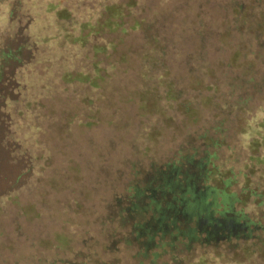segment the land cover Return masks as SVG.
<instances>
[{"label": "trees", "instance_id": "obj_1", "mask_svg": "<svg viewBox=\"0 0 264 264\" xmlns=\"http://www.w3.org/2000/svg\"><path fill=\"white\" fill-rule=\"evenodd\" d=\"M33 1L28 0L30 9H21L22 0H8L6 26L0 33V204L8 202L17 218L19 191L35 166L34 155L21 139L27 125L40 131V115L34 110L52 99L48 92L52 94L57 81L91 87L94 79L109 77L107 68L94 58L85 68L74 63L72 70L59 67L63 50L54 57L55 63L49 57L45 61L43 49L50 52L49 46L41 50L29 32L41 14L51 16L53 9H47L50 3L43 11L33 9ZM149 3L104 0L94 19L79 23L68 9H61L52 20L43 18L46 25L36 39L43 46L51 41L61 47L78 43L80 53H93L101 26L118 28L134 43L138 110L152 111L163 101L160 110L179 143L161 163L136 169L127 189L113 196L107 221L113 226L114 232L109 230L113 248L104 244L99 253L78 252L71 260L33 248L15 257L20 225L11 221L16 231L11 237L4 234L0 253L7 249L12 257L1 255L0 264H117L121 249L133 264H183L194 260L191 256L197 250L202 254L188 264H205L206 248L223 245L225 251L236 250L240 242L244 253L259 256L264 264V187L237 197L230 190L236 175L220 172L216 162L217 151L231 136V123L250 124L255 103L264 114V0H174L157 9ZM76 24L75 36L69 26ZM256 126L264 129V117ZM252 197L255 211L234 209V203L245 206ZM4 213L0 207V215ZM101 253L110 259L104 260Z\"/></svg>", "mask_w": 264, "mask_h": 264}, {"label": "rangeland", "instance_id": "obj_2", "mask_svg": "<svg viewBox=\"0 0 264 264\" xmlns=\"http://www.w3.org/2000/svg\"><path fill=\"white\" fill-rule=\"evenodd\" d=\"M7 1L0 0V33L6 26ZM102 1L34 0L36 7L33 9H45V4L50 3L51 7L47 9H53L51 16L61 9H68L74 21L79 23L93 17ZM149 1L153 3L152 7L155 4L152 9H157L174 0ZM22 3L21 9H30L28 0H22ZM51 16L41 14L40 17L50 19ZM43 18L31 24L29 33L41 50L49 46L48 50L52 53L43 49V53L47 52L44 53L45 61L49 57L55 63L54 57L63 50L65 58L60 61L59 67L72 70L70 67L74 63L79 69L85 68L94 58L107 68L109 77L94 79L91 87L65 85L57 81L52 94L48 92L52 99L48 98L45 106L34 110L40 115V131L29 130L24 124L27 126L23 127L21 139L27 151L34 155L35 166L31 179L24 181L19 191V217H14L16 210L8 202L0 204L5 210L0 215V232H3L0 244H4L1 243L4 234L11 237L16 231L10 225L11 221H18L20 238L14 251L15 257L33 248L40 254L71 260L78 252L99 253L104 244L107 248L114 247L111 245L114 239L109 236L110 231L114 232L113 226L107 223L111 213L108 206L113 196L127 189L136 169H145L150 162L158 164L168 157L179 143V137L160 110L163 101L152 111L138 110L139 78L132 69L137 58L133 41L122 36L118 28L110 30L104 24L101 26V39L93 46V53H83L82 50L80 53L78 43L61 47L59 42L51 41L43 46L37 36L46 25ZM69 31L76 36L78 24L70 25ZM82 31L85 34L87 29ZM43 65L47 64L44 62ZM125 70L127 72L122 73ZM256 104L250 109L249 126L232 122L231 136L217 151L220 156L216 162L222 167L220 172L228 170L236 175L230 190L241 199L247 191L258 193L264 187V148L261 141L264 129L256 126L264 114ZM252 156L259 158L260 162L251 159ZM211 185L214 183L211 182ZM254 201L252 197L245 206L243 202L233 206L236 211L248 214L256 210ZM38 239H42L39 244ZM95 241L99 244L94 246ZM243 247L240 242L236 250L225 251L223 245L217 250L206 248L203 254L205 264H261L259 256L244 253ZM125 253L121 249L115 256L119 259L117 264H133L127 260ZM101 254L104 260L110 259L109 254ZM201 254L197 250L191 256L194 260H185L183 264L196 261ZM1 255L12 257L7 249Z\"/></svg>", "mask_w": 264, "mask_h": 264}, {"label": "flooded vegetation", "instance_id": "obj_3", "mask_svg": "<svg viewBox=\"0 0 264 264\" xmlns=\"http://www.w3.org/2000/svg\"><path fill=\"white\" fill-rule=\"evenodd\" d=\"M217 214V213H216ZM218 215V214H217ZM219 216V215H218Z\"/></svg>", "mask_w": 264, "mask_h": 264}]
</instances>
